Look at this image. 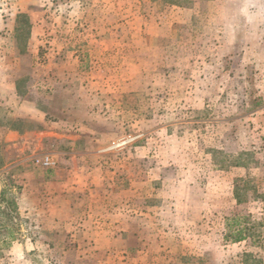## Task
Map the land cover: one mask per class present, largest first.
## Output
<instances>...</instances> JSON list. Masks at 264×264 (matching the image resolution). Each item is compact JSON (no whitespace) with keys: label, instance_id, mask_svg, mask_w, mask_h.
Segmentation results:
<instances>
[{"label":"rangeland","instance_id":"1","mask_svg":"<svg viewBox=\"0 0 264 264\" xmlns=\"http://www.w3.org/2000/svg\"><path fill=\"white\" fill-rule=\"evenodd\" d=\"M1 127L37 134L0 142V264L106 262L108 224L120 264H264L225 240L264 231V0H0ZM60 189L114 218L50 230Z\"/></svg>","mask_w":264,"mask_h":264},{"label":"crops","instance_id":"2","mask_svg":"<svg viewBox=\"0 0 264 264\" xmlns=\"http://www.w3.org/2000/svg\"><path fill=\"white\" fill-rule=\"evenodd\" d=\"M17 107V106H16ZM25 110V105H20L19 108L14 109V116L15 118H25V114L22 112V110ZM36 132L33 130L29 132H21V130L17 129L16 127L14 128H6V127H1L0 128V142L5 143L9 141H14L18 139H28L32 136H36ZM54 134V133H53ZM27 141V140H26ZM16 146V145H15ZM26 146L24 143L21 145L20 148H18V156L21 155V152L25 150ZM28 148V147H27ZM5 156L4 153H0V158L2 161V158ZM7 165L3 166L0 168V172L4 171ZM61 188H68L69 184L66 182L61 185ZM0 188L3 189V185L0 182ZM59 191V198H51L47 199L49 201L48 205V211L50 213L47 216V228L50 230H58L57 228H60V230L64 231L67 235L71 232L74 231L72 236L77 235V232H82V230L79 228L80 226L85 227L84 223L86 221H93V229H97L98 225L101 223H108L109 218H114L112 216H100L99 218L93 217L88 215V213H84L81 215L80 219L79 217V210H77V205L71 203L68 197H66L63 194L64 189H60ZM52 195L54 194L53 192L51 193ZM38 206V205H37ZM34 209H32L33 211ZM111 223H113V219H110ZM81 223H83L81 225ZM98 224V225H96ZM73 226V227H72ZM117 226H113L111 224H108V227L106 228V231H101L97 232L96 230L94 231V237L90 238L93 239L92 242H90V239L83 244V246L87 247L89 246L90 249L101 252L103 254L108 255L106 262H99V264H120V261L116 262V259L112 257V254L118 255L119 253L121 254H127L129 252H134L133 249H131V240L134 239L133 232L128 229H124L123 232L119 231H113L114 228ZM142 247L140 248V252H143L145 254H150L153 252V250H150L146 244H141ZM82 246V245H81ZM80 246V247H81ZM91 246V247H90ZM139 246V245H138ZM125 258V257H123ZM128 259H126V262ZM122 264V263H121Z\"/></svg>","mask_w":264,"mask_h":264},{"label":"trees","instance_id":"3","mask_svg":"<svg viewBox=\"0 0 264 264\" xmlns=\"http://www.w3.org/2000/svg\"><path fill=\"white\" fill-rule=\"evenodd\" d=\"M234 223L236 226V230L234 231L233 235L226 234L225 240L231 239V242H239L245 239H251L252 241H255L256 239H258L259 242L264 241V231L258 232V235H254V233L249 231L252 229V227H255V225H258V224L260 225V223L258 224L252 223L251 227L247 225H241L240 221L235 220V219H234ZM262 225H264V223H262ZM227 228H230V227L228 226Z\"/></svg>","mask_w":264,"mask_h":264},{"label":"built area","instance_id":"4","mask_svg":"<svg viewBox=\"0 0 264 264\" xmlns=\"http://www.w3.org/2000/svg\"><path fill=\"white\" fill-rule=\"evenodd\" d=\"M34 162L37 165H39L43 168H46V169H50V168H53L55 166V162L48 155H43V156H40L38 158H35Z\"/></svg>","mask_w":264,"mask_h":264}]
</instances>
